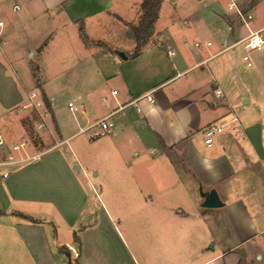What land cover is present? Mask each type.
Wrapping results in <instances>:
<instances>
[{
  "label": "crops",
  "instance_id": "0c3cea01",
  "mask_svg": "<svg viewBox=\"0 0 264 264\" xmlns=\"http://www.w3.org/2000/svg\"><path fill=\"white\" fill-rule=\"evenodd\" d=\"M257 1L263 2L237 0V6L251 16ZM173 2L164 0L159 13ZM6 6H11L10 16ZM112 6V0H0V152L4 158L35 157L10 167L9 177L0 180V264H264V49L251 54L250 68L224 57L240 44L244 55L249 30L264 28V19L252 22L253 16L248 30L234 14L224 15L230 28L218 34V49L207 57L194 54L191 64L181 56L172 61L176 53L163 48L159 36L135 58L134 41L130 49L120 45L108 49L96 40L99 51L87 64L95 68L98 86L78 99L90 107L97 102L105 112L78 133L99 138L90 127L110 116L107 135L127 134L128 146L170 156L171 164L180 161L185 189L176 190L175 197H181L174 203L155 204L149 194L148 204L131 208L140 213L138 217L142 214L143 243L132 240L130 247L123 242L103 207L99 216L103 229L97 228L94 238L87 234L97 225L81 227L74 241L68 237L85 213L81 204L85 195L65 161L55 164L42 158L63 141L38 151L27 138L29 111L22 106L44 86L27 73L32 65L28 58L48 47L50 13L61 12L76 26ZM234 25H243L246 34L235 39ZM251 68L252 76L244 77ZM147 95L153 103L145 99ZM208 125L222 127L209 147L203 135ZM20 140L27 142L25 150L11 152ZM197 188L214 191L222 206L203 208ZM105 226L116 236L113 241L103 235Z\"/></svg>",
  "mask_w": 264,
  "mask_h": 264
},
{
  "label": "rangeland",
  "instance_id": "374dc122",
  "mask_svg": "<svg viewBox=\"0 0 264 264\" xmlns=\"http://www.w3.org/2000/svg\"><path fill=\"white\" fill-rule=\"evenodd\" d=\"M140 1L112 0L111 9L94 19L83 20L76 26H72L61 12L50 13L51 38L48 47L34 58H28L32 65L27 68V73L33 75L37 84L44 83L43 92L36 90L35 93L50 113L45 119L46 129L38 131V119L33 116V112L26 110L29 111V115L25 117L27 138L38 151L63 141L42 158H48L49 162L55 164L65 161L85 195V199H81V204L86 206L82 220L74 233L67 234L73 241L83 226L97 225L91 234H87L93 238L97 228L103 229L104 224L99 219L103 207L112 215L120 232H117V236L123 242L130 247L132 240L143 243L142 214L138 217L140 213L131 212V208L148 204L149 194L153 195L155 204L174 203L176 197H181H175L176 190L185 189L184 180L180 178L183 166L180 161L171 164L170 156H154L144 146H128L127 134L125 136L119 133L115 137L109 134L91 139L90 132L78 133L80 128L99 119L105 112L104 106L97 102L90 107L84 100L78 99L84 92L92 91L91 86H98L93 80L95 68L87 64L88 58L99 51L96 40H100L108 49L114 45L123 46L124 49L131 48L133 40L127 36L129 31L123 23L137 24ZM173 3V9L168 5L159 13L146 46L155 43L159 36L163 48L176 53L171 60L181 56L186 64L193 62L194 54L207 57L216 51L219 47L218 34L230 28L224 15L228 18L233 16V12L227 10L225 0H174ZM6 8L10 16L11 6ZM251 14L252 22L264 19V0L254 4ZM41 20L44 21L43 18ZM233 33L234 38L239 39L246 34V29L243 25H234ZM228 34L230 35L229 32ZM205 42H209L211 47H204ZM195 44L199 47L196 48ZM224 57L232 63L242 62V45L232 47ZM251 60L253 61L252 55ZM253 72L251 68L243 76L250 77ZM102 92L108 93L107 89ZM43 98L46 99L48 108ZM73 100L84 105V114H72L68 110L67 104ZM75 133V136L65 140ZM4 157L0 152V158ZM197 194L200 195L198 188ZM62 231L59 229L60 238L63 237ZM102 232L109 241L116 237L106 226Z\"/></svg>",
  "mask_w": 264,
  "mask_h": 264
},
{
  "label": "built area",
  "instance_id": "2783aa9c",
  "mask_svg": "<svg viewBox=\"0 0 264 264\" xmlns=\"http://www.w3.org/2000/svg\"><path fill=\"white\" fill-rule=\"evenodd\" d=\"M227 10L230 12H233V14L236 16V18L249 30V22L251 21L252 17L250 15L244 14L237 6V0H228V3L226 5ZM244 42V55L242 57V62L245 64L247 68H250L252 66L251 62V54L254 52L261 51L264 49V28L256 31H250L247 35V37L243 40ZM196 48L199 47L198 44L194 45ZM205 47H209L210 43H205ZM169 55H173V53H168ZM216 96H219V92H215ZM112 95H115V92L112 93ZM145 99L153 103V99L150 96H145ZM136 101L134 100L133 102L129 103L128 105L122 107L121 109L135 103ZM68 110L72 114H77L81 113L83 114L84 109L82 105L76 104L74 101L69 102L67 104ZM22 110H30L33 112L38 119L39 123L37 124L36 129L39 130H44L46 129V121L45 119L49 117V113L43 106V102L39 99L38 95L33 92L29 95L28 97V102L24 106H22ZM138 111V110H137ZM110 117V116H108ZM103 118L97 122H95L93 125H91L90 128H95L96 131L94 135L96 137H103L107 135L110 132V125L107 122V119ZM222 127L218 125H208L204 131V144L206 146H211L213 142V138L221 133ZM27 146V142L24 140H20L16 145H14L11 148V152H23L25 150V147ZM35 157H20V158H15V157H6V158H0V180L1 179H6L9 177L11 174V171L9 170L10 167L14 166H19L22 165L28 161L34 160ZM75 257H77L76 254H74Z\"/></svg>",
  "mask_w": 264,
  "mask_h": 264
},
{
  "label": "trees",
  "instance_id": "16d2710c",
  "mask_svg": "<svg viewBox=\"0 0 264 264\" xmlns=\"http://www.w3.org/2000/svg\"><path fill=\"white\" fill-rule=\"evenodd\" d=\"M164 0H141L139 4L140 15L136 25H127L128 34L133 39L135 48L132 58L137 57L145 48L148 39L152 36L154 25L158 19L159 11ZM46 108L48 103L43 98ZM32 224L37 222L29 218H24Z\"/></svg>",
  "mask_w": 264,
  "mask_h": 264
},
{
  "label": "water",
  "instance_id": "95a60500",
  "mask_svg": "<svg viewBox=\"0 0 264 264\" xmlns=\"http://www.w3.org/2000/svg\"><path fill=\"white\" fill-rule=\"evenodd\" d=\"M119 56L122 59H125V56L122 53H120ZM200 197L202 198L201 206L205 209L219 208L222 206V203L219 201L214 191L203 193L200 190Z\"/></svg>",
  "mask_w": 264,
  "mask_h": 264
}]
</instances>
